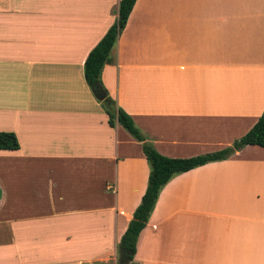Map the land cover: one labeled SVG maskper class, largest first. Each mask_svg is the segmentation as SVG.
<instances>
[{
	"label": "crops",
	"instance_id": "1",
	"mask_svg": "<svg viewBox=\"0 0 264 264\" xmlns=\"http://www.w3.org/2000/svg\"><path fill=\"white\" fill-rule=\"evenodd\" d=\"M120 0H0V264H117L150 172L84 61ZM101 80L155 149L229 147L264 110V0H136ZM130 264H264V147L174 175Z\"/></svg>",
	"mask_w": 264,
	"mask_h": 264
},
{
	"label": "trees",
	"instance_id": "2",
	"mask_svg": "<svg viewBox=\"0 0 264 264\" xmlns=\"http://www.w3.org/2000/svg\"><path fill=\"white\" fill-rule=\"evenodd\" d=\"M136 0H120L117 17L102 38L89 51L84 61V77L93 95L101 103L108 115V123L114 127L121 125L131 136L141 142L143 153L150 167L146 189L141 201L133 212L128 227L117 246V264H130L135 255L140 232L145 228L156 204L162 187L174 176L209 162L226 159L246 145L264 147V110L257 122L232 145L224 149L188 158H171L159 153L147 136L135 124L132 117L119 107L104 87L101 72L109 63L112 50L127 23ZM101 98V99H100ZM19 142L13 132L0 131V149L16 150Z\"/></svg>",
	"mask_w": 264,
	"mask_h": 264
},
{
	"label": "water",
	"instance_id": "3",
	"mask_svg": "<svg viewBox=\"0 0 264 264\" xmlns=\"http://www.w3.org/2000/svg\"><path fill=\"white\" fill-rule=\"evenodd\" d=\"M101 99V98H100Z\"/></svg>",
	"mask_w": 264,
	"mask_h": 264
}]
</instances>
